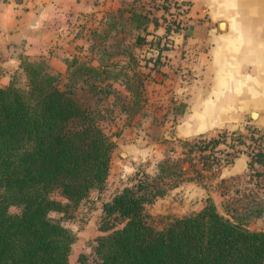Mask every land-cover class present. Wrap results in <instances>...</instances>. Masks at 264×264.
Returning <instances> with one entry per match:
<instances>
[{
    "label": "trees",
    "instance_id": "obj_1",
    "mask_svg": "<svg viewBox=\"0 0 264 264\" xmlns=\"http://www.w3.org/2000/svg\"><path fill=\"white\" fill-rule=\"evenodd\" d=\"M173 9H179L176 0H151L145 10H133L129 19L111 18L104 28L95 29L99 66L93 59L74 57L63 74L45 58L25 57L20 74L25 81L17 75L0 86V264H70L76 235L51 214L71 216L94 190L106 185L117 143L100 123L108 115L104 102L111 94L119 98V82L129 92L121 110L135 114L143 107L146 78L153 74L144 76L140 70L147 66L163 71L162 58L174 48L170 37L182 30ZM150 22L162 24L164 35L148 38ZM137 48L157 54L142 57ZM121 54L128 57L122 66L112 61ZM119 66L125 79L110 70ZM79 87L96 97L92 105L80 100ZM262 139L263 132L249 128L248 134L222 130L198 137L194 144L186 140L188 154L196 147L202 164L199 169L191 158L190 168L200 175L233 164L242 154L251 158L250 167L264 166L263 148L248 144ZM186 173L183 162L171 157L159 164L155 175L137 171L133 181L102 202L98 222L103 234L96 237L92 253L79 255V263L264 264V230L232 220L213 201L170 218L162 227L155 225L148 205L179 185ZM257 175L264 176V170ZM13 206L19 211L11 212Z\"/></svg>",
    "mask_w": 264,
    "mask_h": 264
},
{
    "label": "crops",
    "instance_id": "obj_2",
    "mask_svg": "<svg viewBox=\"0 0 264 264\" xmlns=\"http://www.w3.org/2000/svg\"><path fill=\"white\" fill-rule=\"evenodd\" d=\"M150 1L0 0V86L9 85L22 74L25 57L45 58L63 74L74 57L93 59L99 66L95 39L88 38L85 53L78 54L74 50L77 37L70 27L88 14L99 15L102 27L111 18L129 19L133 10H145ZM187 1L189 25L173 35V44L174 48L191 45L197 54L191 83L181 86L173 80L177 85L173 138L210 137L222 130L248 133L249 128L264 133V0ZM159 30L165 32L162 24L150 22L148 38ZM140 49L144 48L137 51ZM112 61L122 66L128 57L121 54ZM118 84L126 90L119 82L115 86ZM250 161L242 154L222 168L221 177L245 173ZM94 224L97 227V220Z\"/></svg>",
    "mask_w": 264,
    "mask_h": 264
},
{
    "label": "rangeland",
    "instance_id": "obj_3",
    "mask_svg": "<svg viewBox=\"0 0 264 264\" xmlns=\"http://www.w3.org/2000/svg\"><path fill=\"white\" fill-rule=\"evenodd\" d=\"M153 11L162 14L160 10L153 9ZM173 11L179 17L176 9ZM101 22L99 15L88 14L81 16L76 26L70 27L77 37L78 43L74 50L78 54L85 53L83 51L90 44L88 38L100 40L98 35H93V31L102 27L103 22ZM155 34L163 36L164 32L159 30V33ZM173 35L175 36V33H172L171 40H174ZM139 52L142 57L147 58L157 54L156 50L147 52L146 49H140ZM196 54L191 45L184 47L179 45L165 53L162 58L163 71L155 72L147 66L140 70L144 76L148 73L153 75L146 78L147 99L139 112L132 114L130 111L126 113L121 110L122 104L129 100V92L119 84L117 85L121 92L119 98L111 94L105 100L104 106H109V108L105 107L108 115L100 123L117 143L107 183L103 189L94 190L71 216L60 212L51 214L54 219H61L76 235L70 264H80L78 258L82 252L92 253V244L101 233L98 221L103 200L111 198L114 193L133 181L139 170L155 175L159 164L167 157L183 162L187 173L179 185L171 187L165 196L148 205V211L155 225L162 227L172 217L198 211L210 200L217 205L222 214L232 220L241 222L254 231L264 230V176L257 175V171L264 170V166L253 163V166H249L243 174L221 177L222 168L228 166L222 165L211 170H204L198 175L193 167L190 168L189 163L190 159L194 158L196 166L199 169L202 168L200 154L195 151L196 147L189 155L190 146L185 145L186 139L173 138V101H176L174 96L177 88L175 84L188 85L194 79L193 62ZM173 56H176L177 60ZM149 64H153V61ZM110 70H115L114 74L119 78H126L120 67H112ZM164 75L163 81L155 80L156 78L160 80ZM19 79L22 82L25 81L22 75H19ZM173 80L176 81L174 85ZM78 97L86 104L92 105L96 101V97L81 87L78 88ZM258 135L259 133L256 136ZM197 140L198 138L188 141L194 144ZM248 141V144L251 143L256 149H264V139L256 142ZM54 196L58 199L62 198L58 192ZM10 210L16 213L19 207L13 206ZM259 210L261 214H258ZM95 220H97V227L94 224Z\"/></svg>",
    "mask_w": 264,
    "mask_h": 264
},
{
    "label": "built area",
    "instance_id": "obj_4",
    "mask_svg": "<svg viewBox=\"0 0 264 264\" xmlns=\"http://www.w3.org/2000/svg\"><path fill=\"white\" fill-rule=\"evenodd\" d=\"M159 2H162L163 0H158ZM187 0H176V2L179 5V9H176L177 13L179 14V17H177L178 21L181 22L182 30H186L189 25V18L188 13L190 9V5L186 2Z\"/></svg>",
    "mask_w": 264,
    "mask_h": 264
}]
</instances>
